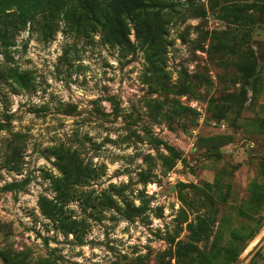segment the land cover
Instances as JSON below:
<instances>
[{
  "label": "rangeland",
  "instance_id": "obj_1",
  "mask_svg": "<svg viewBox=\"0 0 264 264\" xmlns=\"http://www.w3.org/2000/svg\"><path fill=\"white\" fill-rule=\"evenodd\" d=\"M179 1L158 69L132 24L0 44V264H235L264 235V0ZM67 150L101 174L68 235L40 207Z\"/></svg>",
  "mask_w": 264,
  "mask_h": 264
},
{
  "label": "trees",
  "instance_id": "obj_2",
  "mask_svg": "<svg viewBox=\"0 0 264 264\" xmlns=\"http://www.w3.org/2000/svg\"><path fill=\"white\" fill-rule=\"evenodd\" d=\"M186 4L179 0H0V44H13L17 35L29 25L36 26L47 39H53L61 29L76 36L90 37L101 33L104 44L126 48L130 45L131 24L136 40L150 65L158 69L167 47L168 28L182 20ZM253 64L247 67L253 69ZM62 175L52 177L56 197L41 198L43 214L58 223L65 233L74 232V224L66 214V204L84 197L79 185H89L100 177L98 170L84 164L76 150L56 153ZM110 200H114L110 197ZM237 260L238 254L227 252ZM5 264H57L50 261H32L20 254L3 253Z\"/></svg>",
  "mask_w": 264,
  "mask_h": 264
},
{
  "label": "water",
  "instance_id": "obj_3",
  "mask_svg": "<svg viewBox=\"0 0 264 264\" xmlns=\"http://www.w3.org/2000/svg\"><path fill=\"white\" fill-rule=\"evenodd\" d=\"M264 244V235L259 239V241L252 247V249L246 253V255L238 259L235 264H245L257 251L258 249Z\"/></svg>",
  "mask_w": 264,
  "mask_h": 264
}]
</instances>
